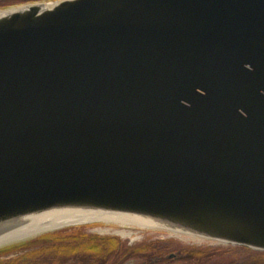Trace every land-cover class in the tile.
Segmentation results:
<instances>
[{
    "label": "water",
    "instance_id": "water-1",
    "mask_svg": "<svg viewBox=\"0 0 264 264\" xmlns=\"http://www.w3.org/2000/svg\"><path fill=\"white\" fill-rule=\"evenodd\" d=\"M60 209L264 251V0L0 7V238Z\"/></svg>",
    "mask_w": 264,
    "mask_h": 264
},
{
    "label": "flooded vegetation",
    "instance_id": "flooded-vegetation-1",
    "mask_svg": "<svg viewBox=\"0 0 264 264\" xmlns=\"http://www.w3.org/2000/svg\"><path fill=\"white\" fill-rule=\"evenodd\" d=\"M81 228L70 227L36 236L0 256V264H171L185 255L179 245L172 249L171 243L175 241L160 236L140 234L135 241L130 236L100 235ZM48 239L53 242L29 245ZM151 245L152 249L146 248ZM259 252L255 255L257 264H264V251Z\"/></svg>",
    "mask_w": 264,
    "mask_h": 264
},
{
    "label": "bare ground",
    "instance_id": "bare-ground-1",
    "mask_svg": "<svg viewBox=\"0 0 264 264\" xmlns=\"http://www.w3.org/2000/svg\"><path fill=\"white\" fill-rule=\"evenodd\" d=\"M29 221L30 223L26 227L1 237L0 245L22 240L28 236H32L43 231H49L71 225L105 223L116 225L123 229L131 226L139 227L141 229H150L155 227L154 222L140 216L84 209L49 210L31 216ZM99 231L104 232V230ZM115 234H119L122 237L130 235V233H126L122 229L115 231Z\"/></svg>",
    "mask_w": 264,
    "mask_h": 264
},
{
    "label": "rangeland",
    "instance_id": "rangeland-1",
    "mask_svg": "<svg viewBox=\"0 0 264 264\" xmlns=\"http://www.w3.org/2000/svg\"><path fill=\"white\" fill-rule=\"evenodd\" d=\"M86 225V224H85ZM83 227L81 228L82 230H87V231H92L96 234H100V235H107V234H115V231L117 230H123L126 233H130V237L135 238V241L138 240V238L140 237L139 235L142 233V235H154V232H151L148 229H141L139 227H126L125 229L123 228H119L118 226L115 225H110V224H105V223H97L96 225H92L91 227H85L83 225H76L73 226L74 227ZM70 227H65L64 229H67ZM99 230H104V232H100ZM148 233V234H145ZM118 235V234H115ZM143 235V236H144ZM165 240H170V241H175V244L171 243V247L172 249L176 248L178 245V248H214V249H220V250H224V254L220 255L219 257L213 259L214 264H229V263H233V264H249L251 263H255L257 264V254H260L259 250H255V249H251V248H247V247H243V246H238V245H231V244H222V243H215V242H203V243H192V242H187L185 240H180L178 238H168V237H163ZM252 255V256H250ZM240 261V262H238ZM190 261H186L185 259H181L178 260L176 262H171V264H186L189 263ZM199 264H204L202 262H200Z\"/></svg>",
    "mask_w": 264,
    "mask_h": 264
},
{
    "label": "trees",
    "instance_id": "trees-1",
    "mask_svg": "<svg viewBox=\"0 0 264 264\" xmlns=\"http://www.w3.org/2000/svg\"><path fill=\"white\" fill-rule=\"evenodd\" d=\"M34 1H42V0H0V7H7V6H12V5H17V4L27 3V2H34ZM49 242H53V240L48 239V240H42V241L41 240L33 241L29 243V245L30 244L31 245L42 244V243L47 244ZM58 245L59 247H62L60 242L58 243ZM56 247L59 248L58 246ZM146 248L152 249V245ZM179 250L181 253L185 254L183 257V260L185 259L186 261H190L189 263H186V264H199L200 262L204 264H214V262L216 261H213V259L224 254L223 252L224 250L214 249V248H200V247L199 248L197 247L196 248L194 247L193 248H181L180 247ZM229 264H233V263L231 262Z\"/></svg>",
    "mask_w": 264,
    "mask_h": 264
},
{
    "label": "built area",
    "instance_id": "built-area-1",
    "mask_svg": "<svg viewBox=\"0 0 264 264\" xmlns=\"http://www.w3.org/2000/svg\"><path fill=\"white\" fill-rule=\"evenodd\" d=\"M165 234V233H164ZM159 236H162V237H167V236H171L170 234H165V235H159ZM174 237H179V238H182V236H179V235H172ZM187 242H192V243H201L200 240L198 239H194V238H190V237H183Z\"/></svg>",
    "mask_w": 264,
    "mask_h": 264
}]
</instances>
